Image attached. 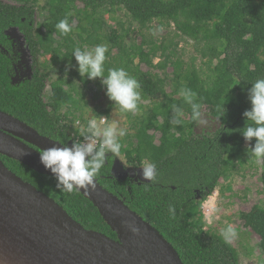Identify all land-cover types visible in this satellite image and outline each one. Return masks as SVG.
<instances>
[{"label":"trees","instance_id":"16d2710c","mask_svg":"<svg viewBox=\"0 0 264 264\" xmlns=\"http://www.w3.org/2000/svg\"><path fill=\"white\" fill-rule=\"evenodd\" d=\"M10 1H0V109L41 135L69 146L79 137L81 126H75L76 121L84 125L89 119L82 109L86 103L82 88L95 83L106 94L101 78L80 75L72 52L77 47L106 44L104 75L108 69L122 67L140 83L137 111H123L129 130L121 138L120 153L135 167L146 160L154 162L159 178L149 182L114 176V155L107 153L96 179L155 227L184 264H239L237 249L222 234L204 227L201 201L220 179L255 160L251 148L256 140L246 141L242 129L247 124L243 113L251 109L248 89L251 82L264 77V0ZM37 10L47 13L41 22L34 21ZM121 10L131 18L127 27L112 17ZM65 18L72 26L66 35L56 28ZM106 18L115 25L109 26ZM154 20H158V28L173 25L177 36L192 39L207 72L195 66L194 57L185 63L176 56L175 41L156 45L141 34L139 44L126 43L127 35L138 31L131 28V22L141 33L150 30ZM11 28L23 36L32 61L30 77L17 83L12 81L16 58L7 33ZM141 64L147 69L142 70ZM49 72L57 77L50 82V95L44 101ZM183 90L195 93L202 109L219 120L214 132L194 134L195 122ZM109 101L107 108L94 111L96 117L108 116L112 107H119ZM174 107L183 111L180 125L170 122ZM155 133H159L157 138ZM0 159L9 170L53 198L85 229L116 239L98 209L80 192L61 191L55 176L38 173L2 154ZM260 161L264 198V160ZM169 206L174 207L175 215ZM239 216L259 237L257 245L264 252V203Z\"/></svg>","mask_w":264,"mask_h":264},{"label":"water","instance_id":"95a60500","mask_svg":"<svg viewBox=\"0 0 264 264\" xmlns=\"http://www.w3.org/2000/svg\"><path fill=\"white\" fill-rule=\"evenodd\" d=\"M61 144L0 109V154L54 176L41 163L40 152ZM95 183V189L77 191L98 209L116 239L85 229L0 159V264H184L155 227L96 178Z\"/></svg>","mask_w":264,"mask_h":264},{"label":"rangeland","instance_id":"374dc122","mask_svg":"<svg viewBox=\"0 0 264 264\" xmlns=\"http://www.w3.org/2000/svg\"><path fill=\"white\" fill-rule=\"evenodd\" d=\"M6 3H12L10 0H0ZM46 0H39V4H43ZM77 5H81L77 2ZM46 11H36L34 15L35 22L43 21ZM107 16V15H106ZM112 17L119 18L125 24V27L129 26L131 21L128 14L123 10L112 14ZM106 22L109 26H114L115 23L111 18H106ZM132 23L131 28H135L138 31L130 32L126 37V43L131 42L139 44L142 39V35H146L147 39H152L156 45L160 43H169L175 41L178 43L176 46V56L181 58L185 63H188L194 57V63L196 67H202L204 72H207L202 58L199 53L194 50V41L189 38H182L177 36L173 25L157 27L158 20H154L152 28L150 30H142L141 33L138 26ZM108 28V26H106ZM8 35L12 40L13 50L15 52V63L13 65V77L14 83L26 80L32 73V61L29 50L24 42L21 33L13 28L8 30ZM159 51V50H158ZM157 58L155 59V62ZM141 69L146 70L147 67L141 64ZM171 70V67L167 69ZM157 71V70H156ZM57 77V74L49 72V78L46 81L43 99L46 101L50 95V82ZM83 112L89 119L103 120L107 123L116 122L121 127H125L129 130V121L126 113H124L119 107H112L109 115H101L96 117L94 111L107 108L109 106V98L104 93L103 89L98 88L95 83H90L86 87L82 88ZM145 104L144 102H141ZM66 107H63L65 110ZM78 114V113H77ZM202 121V122H201ZM201 121H196L193 125V132L196 135L210 134L214 132L219 126V120L210 115L205 108L202 109ZM79 123V125H77ZM75 126H83L79 120L76 121ZM156 138L159 133H155ZM78 136L76 137V139ZM73 141H71V146ZM246 146L248 143L246 142ZM253 162L247 161L242 166H239L235 171L231 172L227 177L220 179L219 185L214 191L203 201H201V212L203 214L204 227L209 228L217 233H222L228 225L235 228L237 235L231 239L230 243L238 251L239 264H264V252L261 251L257 245L259 237L252 232L249 228L244 226L243 220L239 214L242 211H248L253 205H263L264 198L262 194V182L260 178L261 174V161L257 158ZM142 166V165H141ZM141 166L135 167L127 162L124 155L119 152V155H114L113 162V175L119 178L130 177L138 181H147L142 176ZM211 221V222H209Z\"/></svg>","mask_w":264,"mask_h":264},{"label":"clouds","instance_id":"9594fccd","mask_svg":"<svg viewBox=\"0 0 264 264\" xmlns=\"http://www.w3.org/2000/svg\"><path fill=\"white\" fill-rule=\"evenodd\" d=\"M56 28L64 35L68 34L72 26L68 19H62L56 24ZM106 44L96 45L94 48H75L72 54L78 64V71L82 77L88 79L101 78V83L106 87L108 98L118 105L122 111L135 113L138 102L141 99L140 83L124 68L108 69L107 76L104 75V63L107 59ZM248 89V99L251 109L245 110L243 116L247 119L246 126L242 129V135L246 141L255 138L252 154L257 160H264V77L257 78L251 82ZM182 95L191 106V120L201 121L202 105L195 100V93L183 90ZM224 108V106H223ZM223 114L220 118L224 115ZM183 111L173 108L171 123L180 125L182 123ZM251 123H248V122ZM202 122V121H201ZM127 129L118 123H107L104 120L88 119L87 123L80 127L79 137L71 146H52L40 152V160L46 169H49L57 180L56 187L65 192L89 188L95 189V178L106 163L107 153L119 155L121 149V138L127 135ZM142 176L149 182H156L159 178L157 166L154 162L146 160L142 166ZM169 212L175 215V209L169 206ZM211 222V221H209ZM134 234H139L140 229L129 224ZM228 242L235 238V228L228 225L221 233Z\"/></svg>","mask_w":264,"mask_h":264},{"label":"built area","instance_id":"2783aa9c","mask_svg":"<svg viewBox=\"0 0 264 264\" xmlns=\"http://www.w3.org/2000/svg\"><path fill=\"white\" fill-rule=\"evenodd\" d=\"M103 120H105V119L103 118ZM77 125H79V123ZM77 139H80V138L78 137ZM75 140H76V137H75Z\"/></svg>","mask_w":264,"mask_h":264}]
</instances>
